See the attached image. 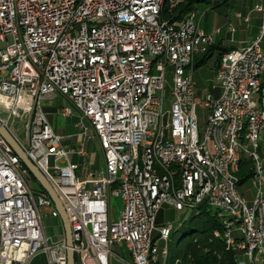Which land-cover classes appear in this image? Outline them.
I'll return each instance as SVG.
<instances>
[{"label": "built area", "instance_id": "2783aa9c", "mask_svg": "<svg viewBox=\"0 0 264 264\" xmlns=\"http://www.w3.org/2000/svg\"><path fill=\"white\" fill-rule=\"evenodd\" d=\"M254 9L261 13L258 34L220 55L211 92L197 102L195 81L184 75L181 60L191 51L193 64L214 38L198 27L194 12L179 24L165 21L158 27L155 0H0V122L11 132L9 120L24 117V141L15 139L64 208L75 264H109L111 247L118 243L129 254L122 264H141V248L154 242V231L163 240L171 226H156L160 206L182 210L202 203L218 217H236V224L221 228L220 237L241 264H255L264 243V206L258 224H250L249 209L263 190L260 177L251 180L250 202L233 185L237 165L255 163L233 139L236 125L249 117L243 134L253 144L264 126L262 100L257 111L246 105L254 79L264 81V5ZM187 31H195V38L187 39ZM151 56H158L159 66L143 74V62ZM253 63H260V73H253ZM167 74L169 109L178 108L175 120H168L164 109ZM145 75H152V86H145ZM55 96L63 100L61 116H76L79 135L97 141L101 167L89 165L82 145L65 146L48 122L41 104ZM136 101L144 102V111H137ZM197 105L207 109L202 133ZM225 110L233 111L234 125L215 133ZM155 123H162V130H155ZM151 133H158V156L148 157L146 182H139L130 150L141 145L145 152L143 141ZM210 134H218V143L210 142ZM236 150H244V160H235ZM226 159H234L235 167L226 166ZM162 164L179 172L180 181L168 182ZM31 177L0 136V264H26L39 252L48 264H66L64 239L48 242L41 224V208L52 217L58 213L43 189L32 192ZM110 197L121 201L116 218L109 211ZM169 197H176V204H169ZM131 205H138L137 225L126 220L125 207ZM237 236H244L245 244H238ZM154 253L155 263L162 264V248L158 254L155 246Z\"/></svg>", "mask_w": 264, "mask_h": 264}, {"label": "rangeland", "instance_id": "374dc122", "mask_svg": "<svg viewBox=\"0 0 264 264\" xmlns=\"http://www.w3.org/2000/svg\"><path fill=\"white\" fill-rule=\"evenodd\" d=\"M219 0H209V2H201L197 5L194 10V21L197 22L198 26L202 29L211 30L214 26V21L216 17L219 19L228 18L231 19V23L222 24L221 20L217 23V27L219 28V35L227 40V43L223 45L226 46L228 44V39L234 38L236 40L239 39L240 36L246 37L247 31L241 28H237L234 23V10L238 5H244L245 0H224L220 4H218ZM229 26H232L234 30L229 29ZM233 31V32H232ZM249 41V40H248ZM247 41V42H248ZM252 41V40H251ZM249 41V42H251ZM248 42V43H249ZM247 43V44H248ZM261 42L260 46L263 49L264 45ZM220 51V47L214 48L206 59L205 63L195 67L193 69V79L195 81V90L196 96L195 99L198 102L203 96L209 91L212 81L214 79L217 62L216 57ZM170 75L167 74L166 82H165V90H164V109H169L171 98L168 95V88L170 86ZM63 100L59 98V96H55L50 99H45L42 101V108L46 114L47 120L54 129V131L63 137V144L66 145H74L76 144L74 140L79 138V141L83 143V148L88 156V163L91 166L97 165L102 166L101 161V151L98 147L97 141L95 139L86 140L79 135L80 129L75 127V123L78 121L76 116L73 117H63L59 113V108ZM195 113L197 116V127L198 131L202 133L203 128L206 122L207 109L196 106ZM25 120L24 117H16L10 119L7 126L13 133V136L19 139L20 143H23V126ZM72 137V138H71ZM19 143V144H20ZM58 165H62L61 163H57ZM28 185L33 193H37L41 191L42 188L38 184V182L33 178H29L27 180ZM239 193L243 194L246 202H250L254 196L255 188L251 182V180H246L242 184L237 186ZM121 209V201L119 198L110 197L109 198V211L113 218L117 217L118 211ZM212 212L214 209L212 208ZM192 208H184L182 210H175L173 207L162 204L156 214V226L160 227L162 224L171 223V226H176L180 224L182 221L187 220L193 214ZM41 215V224L43 227L44 235L47 238L48 242H56L64 238V232L62 228L61 221L58 217H52L49 214V211L45 208L40 209ZM216 221L220 223L221 217L216 216ZM154 244L157 248L158 254H160L161 248L166 245L167 249L169 248L171 241L168 238L167 241L160 240L157 237V230L153 233ZM122 252L125 253V245L124 243H119ZM160 260V259H159ZM166 260V257L164 261ZM176 262V261H175ZM174 262V263H175ZM110 264H121L118 256H111Z\"/></svg>", "mask_w": 264, "mask_h": 264}, {"label": "bare ground", "instance_id": "6f19581e", "mask_svg": "<svg viewBox=\"0 0 264 264\" xmlns=\"http://www.w3.org/2000/svg\"><path fill=\"white\" fill-rule=\"evenodd\" d=\"M163 0H155L156 6V19H158V27H165V20L160 18V9ZM189 13L188 15H190ZM187 17V16H186ZM179 24V23H178ZM195 31H187V39H194ZM159 66L158 56H151L149 62H143V74H150L152 68ZM181 68L184 75H192L193 78V66H192V54L191 51H184L183 60H181ZM219 70V60L215 73ZM253 73H260V63H253ZM145 86H152V75H145ZM208 92H211V86ZM262 100L264 104V81L262 79H254V92L247 96L246 105H248L249 111H257L258 103ZM137 111H144V102L136 101ZM178 117V108H170L168 110V120H175ZM234 117L232 110H225L224 117L221 122L214 124V132L222 133L224 128L233 127ZM244 126H249V117H242V125H236V130L233 132V139L237 140V145L241 149H245L248 153L252 154V160L255 162L251 166V174L247 180L258 179V186H262L263 190H260L259 200H252L251 207L249 209L250 224H258V215L260 214V206H264V126L257 129L254 135V144L252 138H248L244 133ZM155 130H162V123H155ZM210 142L218 143V134H210ZM143 148L145 152H141V145H133V149L130 150V160L134 161L137 177L139 182H146V171L144 167H148V157L158 156V133L146 134V138L143 141ZM235 160H244V150H236ZM234 159H226V166L235 167ZM239 165H237L238 171ZM162 172L168 176V182L180 181V174L171 165L162 164ZM234 188H237L238 177L233 178ZM169 204H176V197H169ZM216 211L217 215V210ZM126 220L130 222V225H137L138 222V205H131V207H125ZM236 224V217H221V228L224 225ZM172 226H169L165 230L163 240L167 241ZM215 236L220 234L217 230L214 231ZM64 239V238H63ZM224 243L225 250H232V245H228L227 239L221 237ZM65 242V240H64ZM261 242H264V226H261ZM238 244H245L244 236H237ZM155 244L154 242H147L144 244V248H141V264H156L155 263ZM167 247H162V264H165L164 259L167 257ZM231 251V252H232ZM233 253V252H232ZM264 254V243L257 250V257L255 264H262V256ZM237 264H241L240 257H235Z\"/></svg>", "mask_w": 264, "mask_h": 264}, {"label": "trees", "instance_id": "16d2710c", "mask_svg": "<svg viewBox=\"0 0 264 264\" xmlns=\"http://www.w3.org/2000/svg\"><path fill=\"white\" fill-rule=\"evenodd\" d=\"M215 1V0H214ZM224 0H219L218 4ZM209 0H163L160 18L168 23L178 24L189 13L194 12L197 5ZM216 45H210L193 60V69L205 63ZM229 49H220L216 57ZM251 174V164L244 160L239 163L238 184L245 182ZM193 214L180 224L173 226L169 233L171 244L167 250L165 264H237L232 250H225L221 237L214 231H221V225L216 221V211L205 203L192 207ZM233 253H232V252ZM176 261V262H175ZM175 262V263H174ZM156 264H160L159 262ZM264 264V254L262 256Z\"/></svg>", "mask_w": 264, "mask_h": 264}, {"label": "crops", "instance_id": "0c3cea01", "mask_svg": "<svg viewBox=\"0 0 264 264\" xmlns=\"http://www.w3.org/2000/svg\"><path fill=\"white\" fill-rule=\"evenodd\" d=\"M244 3H245L244 5H238L235 8L234 23L237 28H241L247 31L248 35L246 37L243 34V36H240L238 40H236L235 37L230 38L228 39V44L226 46L223 45L224 43H227V40L223 39L219 35L220 30L217 27V23L219 22V20H221L222 24H225V23L230 24L231 19H228L227 17L223 19L222 18L219 19L218 17H216L214 21V26L212 27L211 30L202 29L198 26L203 32L213 34L214 43L212 45H216L217 47L219 46L220 49L232 50V49H237V48L245 46L249 41L253 40L256 37V35L258 34V30L260 28V25H261V13L254 9V5L257 3H262L264 5V0H245ZM229 29L230 31L234 30L232 26H229ZM262 41H263L262 44L264 45V36H263ZM74 142L76 144H80L83 146V143L79 141V138H76ZM88 156H89V153H88ZM72 160L74 162H79V159L76 156H73ZM93 167L99 168L101 166L98 167L97 165H95ZM111 250H112V253L109 256V264H110L111 256H118L121 264L123 260H129V254L126 249V246H125V253L122 252V249L119 243L117 245H113L111 247ZM26 264H48V260H47L46 255L43 252H39L35 256H33Z\"/></svg>", "mask_w": 264, "mask_h": 264}, {"label": "water", "instance_id": "95a60500", "mask_svg": "<svg viewBox=\"0 0 264 264\" xmlns=\"http://www.w3.org/2000/svg\"><path fill=\"white\" fill-rule=\"evenodd\" d=\"M0 136L10 146L14 154L19 158V160L27 169L29 174L38 182L40 187L45 191V193L48 195L51 202L53 203V206L58 213L64 232V240L66 245V264H75L69 222L66 213L64 211V208L60 200L58 199L55 191L53 190L49 182L46 180V178L42 175V173L38 170V168L26 156L21 145L12 135V133L1 122H0Z\"/></svg>", "mask_w": 264, "mask_h": 264}]
</instances>
